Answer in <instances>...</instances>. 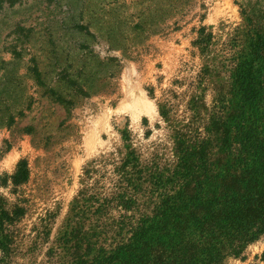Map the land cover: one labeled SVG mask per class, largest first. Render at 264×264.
<instances>
[{
  "label": "rangeland",
  "instance_id": "rangeland-1",
  "mask_svg": "<svg viewBox=\"0 0 264 264\" xmlns=\"http://www.w3.org/2000/svg\"><path fill=\"white\" fill-rule=\"evenodd\" d=\"M259 39L264 0H0V200L24 208L0 264H121L119 236L91 238V194L112 195L127 157L161 171L217 141ZM224 264H264V234Z\"/></svg>",
  "mask_w": 264,
  "mask_h": 264
},
{
  "label": "trees",
  "instance_id": "trees-1",
  "mask_svg": "<svg viewBox=\"0 0 264 264\" xmlns=\"http://www.w3.org/2000/svg\"><path fill=\"white\" fill-rule=\"evenodd\" d=\"M256 57L245 55L234 69L236 102L222 129L212 130L220 132L217 141L209 134L180 148L177 163L161 171L144 170L135 157H127L114 169L112 195L99 201L91 194V238L105 237L110 231L119 236L121 241L111 251L114 261L224 264L228 256L241 255L264 234V44L260 39ZM9 178L13 187L27 180L25 159ZM111 206L121 213L115 224H106ZM23 214V207L6 209L0 200L1 251L9 248L10 227Z\"/></svg>",
  "mask_w": 264,
  "mask_h": 264
},
{
  "label": "bare ground",
  "instance_id": "bare-ground-1",
  "mask_svg": "<svg viewBox=\"0 0 264 264\" xmlns=\"http://www.w3.org/2000/svg\"><path fill=\"white\" fill-rule=\"evenodd\" d=\"M133 92L135 93V105H138V107H140V109L145 110L148 113L152 112V105L149 102V99H147L144 94L143 91L141 90V88L136 84L135 88L133 90ZM132 100V99H131Z\"/></svg>",
  "mask_w": 264,
  "mask_h": 264
}]
</instances>
